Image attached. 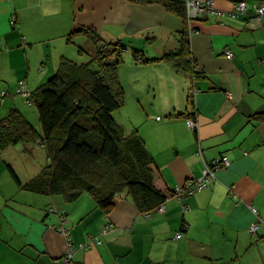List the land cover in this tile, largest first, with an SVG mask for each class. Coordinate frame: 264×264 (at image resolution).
<instances>
[{"label":"crops","instance_id":"0c3cea01","mask_svg":"<svg viewBox=\"0 0 264 264\" xmlns=\"http://www.w3.org/2000/svg\"><path fill=\"white\" fill-rule=\"evenodd\" d=\"M236 1L215 0V6L228 12ZM247 1V14L220 19L207 14L196 24L200 32L187 31L190 55L201 73L194 78L169 62L145 65L133 57L135 49L153 59L181 48L186 22L160 4L0 0V119L19 108L38 125L37 113L16 95L18 82L26 79L36 90L54 74L57 62H87L95 49L78 30L89 28L127 46L118 68L126 103L117 118L126 132L142 136L168 188L202 177L215 159L231 161L208 188L181 201L171 197L166 212L148 216L129 197L106 214L88 195L69 205L59 197L34 196L10 177L0 150V264H61L67 241L56 231V214L49 212L53 206L69 208L67 227L75 245L92 235L103 241L78 249L73 264H264V123L252 119L264 113V16L255 14L264 0ZM72 31L79 35L68 43ZM78 39L86 40L82 57ZM4 91L13 96L1 103ZM188 119L199 124L197 130ZM19 145L25 155L41 150L29 146L26 152ZM36 196L44 197L39 200L45 206ZM87 204L96 213L86 214ZM108 223L110 230L100 234Z\"/></svg>","mask_w":264,"mask_h":264},{"label":"trees","instance_id":"16d2710c","mask_svg":"<svg viewBox=\"0 0 264 264\" xmlns=\"http://www.w3.org/2000/svg\"><path fill=\"white\" fill-rule=\"evenodd\" d=\"M126 1L160 4L170 13L186 20V6L182 1ZM13 18L14 24L16 21ZM198 20L194 22L196 30H199L196 25ZM88 29L79 32H84L95 42L101 40L97 32ZM73 34L75 32L69 36L70 40ZM186 34H182L184 40L181 43H185L181 44L179 52L150 59L143 51L135 49L133 57L145 65L169 62L180 71L193 73L196 78L201 73L195 68L197 66L190 55L188 32ZM102 47L87 62L63 59L57 72L36 90L30 89L26 79L18 82L16 95L26 106L37 111L38 126L19 108H13L6 117L0 119V150L3 152L24 144V151L31 152L29 146H41L38 151L44 152L45 160L40 164L41 171L28 183H24L8 166L13 180L22 190L59 197L65 204L75 203L88 195L96 207L101 206L103 209L97 208L106 214L113 210L116 201L129 196L140 213L153 214L157 207L175 196V188H168L142 136L136 130L126 134L115 115L126 103L118 68L124 62L127 46L120 41H107ZM23 90L27 93H22ZM8 95L13 96L10 92H2L1 103L5 102ZM256 115L252 119L264 123V113ZM50 209L51 214L56 213L58 220L56 231L67 227L68 209H56L55 206ZM98 236L92 235L90 238ZM72 243L77 248L81 245H75L73 240Z\"/></svg>","mask_w":264,"mask_h":264},{"label":"built area","instance_id":"2783aa9c","mask_svg":"<svg viewBox=\"0 0 264 264\" xmlns=\"http://www.w3.org/2000/svg\"><path fill=\"white\" fill-rule=\"evenodd\" d=\"M186 6V28L189 32V34L198 33L199 30H196L194 28V22L198 19H200L201 16H206L207 14H212L217 17H224L229 16L231 18H237L239 15L246 14L249 10V5L247 0H239L234 3V8L230 11H224L215 8L212 6V0H186L185 1ZM255 14L258 18H262L264 16V3L257 6L255 8ZM13 21H15V17L13 18ZM226 55L229 59L233 58V53L230 51L226 52ZM24 94L27 92L23 90ZM160 119V118H158ZM188 125L193 130H197L198 124L192 120L188 119ZM231 164V161L227 156H222L218 159L213 160L211 163H207L205 165L204 174L202 177L194 180H189L184 185H179L175 187L174 195L178 200H182L185 197L191 196L196 194L197 192L203 191L204 189L208 188L209 185L213 182V180L216 179V172L221 169H227L229 168ZM155 211L159 212L160 214L165 211L164 204L157 207ZM254 213L257 214V210L253 208ZM155 213V212H154ZM152 214H148V216H151ZM262 219L256 224H254L251 228V231L253 233H256ZM64 225V224H63ZM110 225L108 224L103 229L102 234L107 233L110 230ZM58 231L63 234L67 241V247L66 252L63 253L61 256V259L59 262L61 264H73L74 257L78 249H85L89 250L92 247V241H94L96 244L101 245L103 241L97 237H91L90 241L87 243L81 244L79 248L73 245L72 243V236L70 233V230L67 227H62L58 229ZM181 233H178L176 235V238H180Z\"/></svg>","mask_w":264,"mask_h":264},{"label":"rangeland","instance_id":"374dc122","mask_svg":"<svg viewBox=\"0 0 264 264\" xmlns=\"http://www.w3.org/2000/svg\"><path fill=\"white\" fill-rule=\"evenodd\" d=\"M212 6H214L215 8H216V6H215V0H212ZM217 9H219V8H217ZM221 10V9H220ZM188 31V30H187ZM85 35V34H84ZM86 36V35H85ZM87 37V36H86ZM88 38V37H87ZM101 38V40H98L97 42H95L93 39H91V38H88V40L91 42V43H88L89 44V46L88 47H90V46H92L94 49H95V52L96 51H98V49L99 48H103L102 46H105L106 44H107V41H106V39L105 38H103V37H100ZM78 42H80L81 44H76V48H77V52H78V56H83V53H81L80 51L82 50V49H84L83 48V45L82 44H84L85 43V41H83V40H81V39H78L77 40ZM87 55V54H86ZM88 58V59H87ZM70 60H75L74 62H82L81 60H76V58L75 59H72V58H69ZM87 59V60H86ZM86 61H90V57H89V55H87V57H86ZM84 60V59H83ZM54 62V61H53ZM61 62V61H60ZM85 62V61H84ZM124 63V62H123ZM122 63V64H123ZM57 65H58V67L56 66V68H55V72L54 73H56L57 72V70H58V68H59V66H60V63L58 64V62H57ZM121 65V64H120ZM48 79L49 78H47V80H46V82L48 81ZM45 83V82H44ZM42 85V84H41ZM2 112H3V110H2ZM33 112L34 113H37V111L33 108ZM120 114V111H117L116 113H115V115L116 116H118ZM1 115H2V113H1ZM7 115H5L4 117H6ZM160 119H161V117H159ZM126 132V131H125ZM126 134H128V132H126ZM18 146H21V145H18ZM20 148V147H19ZM18 147H15V146H13V147H11L10 149H7L6 151H3V156H4V159H5V161H6V164H8V165H10L13 169H14V171L16 172V173H18V175H19V177H20V179L24 182V183H28L29 181H30V179H32V178H30V177H33V175H36V174H38L39 172L37 171V168L39 167H41L40 166V164L42 163V160L44 159V152L43 151H38V150H36L31 156H30V154L29 155H25L23 152H21L20 151V149H19ZM9 162H12V164L11 163H9ZM13 164H14V166L15 167H13ZM16 169V170H15ZM7 171H8V174L10 175V177H11V173H10V171H9V169H7ZM31 173H32V175H31ZM31 175V176H30ZM28 176V178H26ZM14 185H15V183H13ZM16 186V185H15ZM20 199V198H19ZM21 200V199H20ZM84 209L86 210V214H89V213H96V211H95V209L92 207V206H90V205H86L85 207H84ZM155 213H158V214H160L159 212H157V211H155ZM67 251V250H66ZM66 251H64V252H66ZM60 259H61V257H60Z\"/></svg>","mask_w":264,"mask_h":264},{"label":"bare ground","instance_id":"6f19581e","mask_svg":"<svg viewBox=\"0 0 264 264\" xmlns=\"http://www.w3.org/2000/svg\"><path fill=\"white\" fill-rule=\"evenodd\" d=\"M232 1H234V0H232ZM247 2H248V1H247ZM154 4H155V3H154ZM233 7H234V6H233ZM216 8H217V7H216ZM220 9H221V8H220ZM250 10H251V9H250ZM167 11H168V10H167ZM225 11H226V10H225ZM246 14H247V13H246ZM243 15H244V14H243ZM249 15H250V14H249ZM251 15H252V14H251ZM206 16H207V15H206ZM211 16H212V14H211ZM253 16H255V15H253ZM179 17H180V16H179ZM216 17H217V16H216ZM202 18H203V17H202ZM202 18H201V19H202ZM208 18H209V17H208ZM208 18H206V19H208ZM182 19H183V18H182ZM219 19H220V17H219ZM198 21H199V20H198ZM207 21H208V20H207ZM184 22H186V20H184ZM184 25H185V24H184ZM184 27H185V26H184ZM80 30L82 31V29H80ZM83 30H84V28H83ZM88 30H90V29H88ZM185 30H186V29H185ZM197 30H198V29H197ZM76 31H77V30H76ZM76 31H75V34H76V35H79V33L77 34ZM81 31H80V33H81ZM84 31H85V30H84ZM72 32H73V31H72ZM72 32H71V33H72ZM78 32H79V30H78ZM199 32H200V31H199ZM73 33H74V32H73ZM83 33H84V32H83ZM183 33L187 36V34H186L187 32H185V31L183 32V31H182V34H183ZM75 34H73L72 36L74 37ZM70 35H71V34H70ZM70 35H69V36H70ZM100 35H101V34H100ZM180 35H181V34H180ZM102 36H103V35H102ZM182 36L184 37V35H182ZM186 36H185V39L187 38ZM103 37H104V36H103ZM105 38H106V37H105ZM181 38H182V37H181ZM189 38H190V37H189ZM107 39H108V38H107ZM109 40H110V39H109ZM182 40H184V39H181V41H182ZM67 41H68V40H67ZM70 41H71V40H69L68 43H69ZM119 41H120V40H119ZM121 41H122V40H121ZM121 41H120V42H121ZM189 41H190V40H189ZM72 42H73V41H72ZM184 43H185V42H183V43H181V44L184 45ZM75 44H76V43H75ZM187 44H188V43H187ZM87 45H88V44H87ZM50 48H51V47H50ZM183 48H184V46H183ZM184 50H185V48H184ZM186 50H188V49H186ZM177 51H178V50H177ZM181 51H182V50H181ZM178 52H179V51H178ZM174 53H175V52H174ZM174 56H175V55H174ZM226 56H227V55H226ZM188 57H189V56H188ZM66 60H67V58H66ZM178 60H179V59H177V61H178ZM67 61H68V60H67ZM73 61H75V60H73ZM174 61H175V59H174ZM179 61H180V60H179ZM191 61H192V60H191ZM191 63H192V62H191ZM190 68H191V67H190ZM192 68H193V67H192ZM195 68H197V67H195ZM194 70H195V69H194ZM191 72H192V71H191ZM194 72H195V71H194ZM202 72H203V71H202ZM197 73H198V72H197ZM205 73H206V72H205ZM205 73H204V74H205ZM192 74H193V73H192ZM202 74H203V73H202ZM193 75H194V74H193ZM199 75H200V74H199ZM200 77H201V76H200ZM194 78H195V77H194ZM193 83H194V82H193ZM259 110H260V109H259ZM184 113H185V112H184ZM262 113H263V112H262ZM24 114H25V113H24ZM188 114H189V113H188ZM190 114H191V113H190ZM255 114H256V113H255ZM180 115H182V114H180ZM255 116H257V115H255ZM185 117H186V116H185ZM225 119H227V118H225ZM197 120H198V119H197ZM225 121H226V120H225ZM198 122H199V121H198ZM249 122H250V121H249ZM251 123H253V122H251ZM254 124H256V123H254ZM198 125H199V124H198ZM35 126H36V125H35ZM37 126H38V125H37ZM254 127H255V126H254ZM256 129H257V128H256ZM254 130H255V129H254ZM256 131H257V130H256ZM196 132H197V131H196ZM251 132H253V131H251ZM254 132H255V131H254ZM254 132H253V133H254ZM193 133H194V132H193ZM260 133H261V132H260ZM260 133H259V134H260ZM261 134H262V133H261ZM263 134H264V133H263ZM263 134H262V135H263ZM259 136H260V135H259ZM23 145H24V144H23ZM38 146H39V145H38ZM237 148H238V147H237ZM30 149H31V148H30ZM30 149H29V150H30ZM33 150H34V149H33ZM1 151H2V150H1ZM26 152H29V151H26ZM1 154H2V153H1ZM220 154H221V153H220ZM31 155H32V153L30 154V156H31ZM203 155H204V154H203ZM204 156H205V155H204ZM1 157H2V156H1ZM46 157H47V156H46ZM47 158H48V157H47ZM210 160H211V159H210ZM210 160H209V161H210ZM5 162H6V161H5ZM9 163L12 164V162H9ZM209 163H210V162H209ZM46 164H47V163H46ZM45 166H46V165H44V167H45ZM230 166H231V165H230ZM13 167H15L14 164H13ZM41 169H42V168H41ZM15 170H16V169H15ZM39 171H41V170H39ZM17 174H18V173H17ZM31 175H32V173H31ZM31 175H30V176H31ZM216 175H217V172H216ZM11 176H12V175H11ZM33 176H34V175H33ZM34 177H35V176H34ZM216 177H217V176H216ZM26 178H28V176H27ZM30 178H32V177H30ZM30 180H31V179H30ZM215 184H216V183H215ZM212 186H214V185H212ZM176 187H177V186H176ZM173 188H174V187H173ZM211 188H212V187H211ZM174 190H175V189H174ZM233 192H234V191H233ZM87 193H88V192H87ZM229 194H230V193H229ZM33 195L35 196V193H34ZM118 195H119V194H118ZM30 196H32V195L30 194ZM34 196H33V197H34ZM38 196H39V195H38ZM38 196H36L35 198H37ZM40 196H41V195H40ZM85 196H86V195H85ZM116 196H117V195H116ZM116 196H115V197H116ZM212 196H213V195H212ZM212 196H211V197H212ZM9 197H10V196H9ZM89 197H91V196H89ZM124 197H125V196H124ZM126 197H127V195H126ZM128 197H129V196H128ZM213 197H214V196H213ZM235 197H236V196H235ZM31 198H32V197H31ZM41 198H44V197H40V198L38 197V200H37V201L40 202V205H41V203H42V206H43V205H44V202H41V201L39 200V199H41ZM131 198H132V197H131ZM32 199H33V198H32ZM120 199H121V198H120ZM55 200H56V199H55ZM59 200H60V199H59ZM132 200H133V198H132ZM45 201H47V200L45 199ZM93 201H94V200H93ZM180 201H181V200H180ZM55 202H56V201H55ZM55 202L53 201L54 204H56ZM133 202H134V201H133ZM36 203H38V202H35V204H36ZM164 203H165V202H164ZM45 204L47 205V203H45ZM38 205H39V204H38ZM38 205L36 204L35 207H37ZM51 205H53V204H51ZM68 205H69V204H68ZM101 205H102V204H101ZM44 206H45V205H44ZM56 206H57V205H56ZM103 206H104V205H103ZM53 207H54V206H53ZM59 207H60V206H59ZM64 207H65V206H64ZM64 207H63V208H64ZM70 207H71V206H70ZM73 207H74V206H73ZM94 207H96V206H94ZM97 207H98V206H97ZM104 207H105V206H104ZM38 208H39V207H38ZM63 208H62V209H63ZM66 208H67V207H66ZM66 208H65V209H66ZM98 208H101V206H99ZM112 208H113V207H112ZM253 208H254V207H253ZM62 209H60V210H62ZM68 209H69V208H68ZM71 209H72V208H71ZM71 209H70V210H71ZM95 209H96V208H95ZM101 209H103V208H101ZM256 209H257V208H256ZM66 210H67V209H66ZM110 210H111V209H110ZM52 211H54V210H52ZM68 211H69V210H68ZM68 211H67V212H68ZM49 212H50V211H49ZM59 212H60V211H59ZM67 212H66V213H67ZM69 212H70V211H69ZM165 212H166V209H165ZM44 213H45V212H44ZM153 213H154V212H153ZM251 213H252V212H251ZM55 214H56V213H55ZM260 214H262V213H260ZM48 215H50V214H48ZM60 215H61V214H60ZM63 215H64V214H63ZM258 219H259V218H258ZM253 221H254V220H253ZM256 223H257V222H256ZM260 228H261V227H260ZM263 228H264V227H263ZM250 232H251V231H250ZM257 232H258V231H257ZM253 234H254V233H253ZM260 234H261V233H260ZM261 236H262V235H261ZM252 237H253V236H252ZM256 237H257V236H256ZM259 237H260V236H259ZM259 240H260V239H259ZM66 247H67V246H66ZM62 255H63V254H62ZM62 255H61V256H62ZM75 257H76V256H75ZM75 257H74V258H75ZM74 260H75V259H74ZM56 262H57V261H56ZM74 262H75V261H74Z\"/></svg>","mask_w":264,"mask_h":264}]
</instances>
